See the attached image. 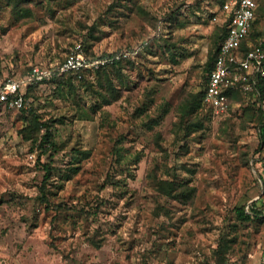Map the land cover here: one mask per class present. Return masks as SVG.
I'll use <instances>...</instances> for the list:
<instances>
[{
    "label": "rangeland",
    "instance_id": "rangeland-1",
    "mask_svg": "<svg viewBox=\"0 0 264 264\" xmlns=\"http://www.w3.org/2000/svg\"><path fill=\"white\" fill-rule=\"evenodd\" d=\"M222 4L0 0V80L74 49L139 50L119 65L112 103L96 71L32 85L21 110L0 102V264H264V216L237 212L264 203V118L246 104L188 110L219 44ZM32 111L54 119L57 148L42 153L23 136ZM45 163L47 197L68 208L42 203ZM170 182L194 197L168 194Z\"/></svg>",
    "mask_w": 264,
    "mask_h": 264
},
{
    "label": "built area",
    "instance_id": "built-area-1",
    "mask_svg": "<svg viewBox=\"0 0 264 264\" xmlns=\"http://www.w3.org/2000/svg\"><path fill=\"white\" fill-rule=\"evenodd\" d=\"M257 6V0H223V24L227 25V34L219 45L203 96V102L215 115L229 111L230 91L244 95L259 91V79L264 77V42L257 41L245 54L240 50L257 18ZM138 51L137 48L126 49L109 57H90L83 49H74L60 62L32 65L23 77L0 81V101L21 110L27 106L25 92L29 85L66 73L81 79L86 72L96 71L119 58H132Z\"/></svg>",
    "mask_w": 264,
    "mask_h": 264
},
{
    "label": "trees",
    "instance_id": "trees-1",
    "mask_svg": "<svg viewBox=\"0 0 264 264\" xmlns=\"http://www.w3.org/2000/svg\"><path fill=\"white\" fill-rule=\"evenodd\" d=\"M258 6H257V18L253 23V26L250 30L249 35L243 40L240 50L243 54H245L248 50H250L254 44L262 40L264 42V28L261 27V19L264 18V0H257ZM215 34V44L219 41V44H217V47L212 54L211 57V62L208 64V69L206 72V79L204 83V88L200 93H197L195 96L198 99L199 103L194 106L193 101H190V105L188 110L195 111L198 106H201L203 110H205L206 114L208 115L209 112H212L210 108L206 106V104L203 102V96L205 89L207 87V82L208 78L210 75V72L212 68L214 67L215 60L218 54V49L221 41L227 34V25L223 24L218 27V30ZM88 50V47H87ZM119 51L111 52V53H87L88 56L94 57V56H100V57H109L112 56ZM128 61L126 58H119L113 61L112 63L105 64L101 66L99 69L96 70L95 74L98 76L100 79V88L103 90L105 88L106 91L102 92V96L105 100L106 103H112L115 100H117L120 95H121V90L117 85L115 84L114 77H119L120 70H119V65H122L123 63H126ZM114 71V72H113ZM112 72V73H111ZM92 72H86L85 75L81 78L78 79L77 76L73 73H66L61 76H55L50 80H45L40 83H45V82H54L57 84V86H62L65 85L66 83H71L74 79L82 80L84 81L85 78L88 75H91ZM25 75V74H23ZM9 77L4 78L3 80L0 81H5ZM104 81V82H103ZM33 89L32 85H29L26 88V96L31 93V90ZM258 92H252L248 95H244L240 91H230L229 96H230V108L234 105L237 104H246V109L253 108L255 109L256 113H259L262 118H264V77H261L258 82ZM1 102V101H0ZM3 103V102H1ZM251 106V107H250ZM33 117H31V121L29 122L26 127H24L21 132L24 137L27 139H34L35 142L38 145V148L41 150L42 153H47L53 148H57V143L53 138V131L52 128L54 126V119L51 120L52 123L49 121H44L41 119L40 115L36 111H32ZM264 120V119H263ZM40 127L45 128V133L42 135H39L38 132H40ZM261 137H262V142L264 141V123L261 127ZM89 153V152H88ZM44 169H45V176H44V183L40 187V192H41V201L42 203L46 204V208L50 209L53 208L55 210H61L63 208H68V206L63 203H51L49 197H47L46 193V181L49 179V177L52 175V168L48 164H44ZM258 172L261 174V178L264 180V175L261 173L260 167H257ZM69 178L71 175L68 176ZM166 191L170 195H174L180 198H186V199H191L194 197V191L195 187H192L188 184H184L183 182L180 183H167ZM238 216L243 220V221H251L254 219H262L264 216V203H259V199L254 200L251 205L248 206V209H246L245 205L240 206L237 209ZM222 249H226L225 245L220 246Z\"/></svg>",
    "mask_w": 264,
    "mask_h": 264
}]
</instances>
